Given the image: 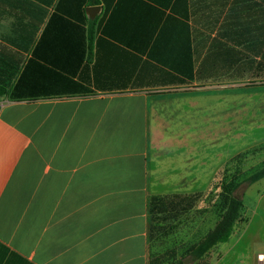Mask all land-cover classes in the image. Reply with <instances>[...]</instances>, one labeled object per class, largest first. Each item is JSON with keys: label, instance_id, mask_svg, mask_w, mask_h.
<instances>
[{"label": "crops", "instance_id": "crops-1", "mask_svg": "<svg viewBox=\"0 0 264 264\" xmlns=\"http://www.w3.org/2000/svg\"><path fill=\"white\" fill-rule=\"evenodd\" d=\"M263 56L264 0H0V264H150L151 198L202 183Z\"/></svg>", "mask_w": 264, "mask_h": 264}, {"label": "rangeland", "instance_id": "rangeland-1", "mask_svg": "<svg viewBox=\"0 0 264 264\" xmlns=\"http://www.w3.org/2000/svg\"><path fill=\"white\" fill-rule=\"evenodd\" d=\"M230 88L233 94L228 101L220 103L217 110L211 107L203 112V137L196 144L199 154L203 149L209 166L204 165L202 183L179 185L184 194L199 193L196 206L160 246V251L175 249L178 258L220 224L222 213L215 203L224 168L241 160L244 173L264 162V81L238 83ZM237 194L245 204L243 221L227 242L216 245L201 259L186 256V264H264V178L252 185L243 183ZM170 263L167 260L164 264Z\"/></svg>", "mask_w": 264, "mask_h": 264}, {"label": "trees", "instance_id": "trees-1", "mask_svg": "<svg viewBox=\"0 0 264 264\" xmlns=\"http://www.w3.org/2000/svg\"><path fill=\"white\" fill-rule=\"evenodd\" d=\"M90 39H93L92 35ZM260 64L264 67L263 61ZM3 94L4 92L0 89V96ZM240 162L241 160H237L236 164L227 165L223 171L218 199L215 203L217 210L222 213L220 224L205 237L189 245L179 258L175 249L168 248L160 251V246L189 218L200 195L199 193L171 194L156 195L151 198L150 264H164L167 260L171 262L170 264H186V256H191L196 260L201 259L216 245L229 240L236 225L243 221L245 211L244 201L238 196L237 191L243 183L252 185L264 178V162L261 166L244 173L241 171Z\"/></svg>", "mask_w": 264, "mask_h": 264}, {"label": "water", "instance_id": "water-1", "mask_svg": "<svg viewBox=\"0 0 264 264\" xmlns=\"http://www.w3.org/2000/svg\"><path fill=\"white\" fill-rule=\"evenodd\" d=\"M96 8H97V7H93V10H97Z\"/></svg>", "mask_w": 264, "mask_h": 264}, {"label": "bare ground", "instance_id": "bare-ground-1", "mask_svg": "<svg viewBox=\"0 0 264 264\" xmlns=\"http://www.w3.org/2000/svg\"><path fill=\"white\" fill-rule=\"evenodd\" d=\"M260 257L262 258V255Z\"/></svg>", "mask_w": 264, "mask_h": 264}]
</instances>
